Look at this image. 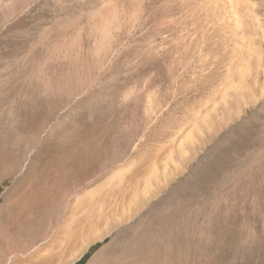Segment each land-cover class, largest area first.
I'll use <instances>...</instances> for the list:
<instances>
[{
	"label": "rangeland",
	"instance_id": "1",
	"mask_svg": "<svg viewBox=\"0 0 264 264\" xmlns=\"http://www.w3.org/2000/svg\"><path fill=\"white\" fill-rule=\"evenodd\" d=\"M247 2L246 49L227 2L0 0V264H264Z\"/></svg>",
	"mask_w": 264,
	"mask_h": 264
},
{
	"label": "bare ground",
	"instance_id": "2",
	"mask_svg": "<svg viewBox=\"0 0 264 264\" xmlns=\"http://www.w3.org/2000/svg\"><path fill=\"white\" fill-rule=\"evenodd\" d=\"M211 1H213V2H227V4L228 5H230L231 6V8H232V12L231 13H233V18H234V26L236 27V29L238 28L240 31H241V37H242V39H243V42L242 43H244V47L247 49V48H249V43L247 42V41H249L248 40V28H249V25H250V22H251V18H250V13H249V10H248V2H247V0H211ZM215 4V3H214ZM222 5V4H221ZM225 6V5H224ZM229 11V10H228ZM111 12V11H110ZM118 8H114V10H113V14H112V18H111V20L110 21H107L108 19H106V21H102V25H100L99 24V27L101 26V31H103V33H105V34H107L106 32H108L109 30H110V28L111 27H113L114 25H117L118 24V22L120 21L119 19H118ZM225 12V11H224ZM226 14V16L227 15H229V12L227 13V12H225ZM111 14V13H110ZM224 15V14H223ZM110 17V16H109ZM227 17H229V16H227ZM224 19H225V17H224ZM232 19V18H231ZM227 20V19H226ZM122 22V21H121ZM120 23V22H119ZM98 25V24H97ZM234 27V28H235ZM98 31V30H97ZM100 31V32H101ZM111 31V30H110ZM239 31V32H240ZM110 33V32H109ZM108 35V34H107ZM107 35H106V37H107ZM105 37V36H104ZM243 45V44H242ZM240 49V48H239ZM251 49V48H250ZM242 51V50H241ZM243 69V68H242ZM247 72V71H246ZM25 166V165H24ZM120 170V169H119ZM118 170V171H119ZM123 173V172H122ZM113 179V178H112ZM113 180H115V179H113ZM112 180V181H113ZM148 182V181H147ZM146 185H148V184H146ZM149 186V185H148ZM148 186H146L145 188L146 189H148L147 187ZM145 191V190H144ZM28 198V197H27ZM133 198V197H132ZM135 198V197H134ZM136 200V199H135ZM135 202V201H134ZM133 202V203H134ZM122 203V202H121ZM125 203V202H124ZM131 203V202H130ZM132 203V204H133ZM132 204H131V206H132ZM120 205H122V204H120ZM125 205V204H124ZM130 205V204H129ZM134 205V204H133ZM118 206V205H117ZM128 209V208H127ZM122 210V209H121ZM130 210H131V208H130ZM117 211V210H116ZM125 212V211H124ZM114 213V212H113ZM117 213V212H116ZM127 214V213H126ZM120 215L122 216V214L120 213ZM109 216V215H108ZM117 216V215H116ZM101 217H103V216H101ZM110 217H108V219H109ZM111 218H114V217H111ZM104 219V218H103ZM102 219V220H103ZM107 219V218H106ZM105 219V220H106ZM106 220L101 226H99V227H96V228H93V229H90L89 230V232H90V234H89V236H93L94 237V239H93V241H92V243H94V242H99V241H103L107 236H109L112 232H113V230H114V228L109 224V220ZM110 220H112V219H110ZM115 222V221H114ZM117 223H119V221H116ZM112 224V223H111ZM91 227H92V225H91ZM117 227V226H116ZM117 229V228H116ZM87 239V238H86ZM79 240H81V236H80V239ZM85 240V239H84ZM91 243V242H90ZM112 245V244H111ZM90 246H91V244H89V243H87V245L85 246V247H83L82 246V251H81V254H84L87 250H89V248H90ZM108 249V247H106V248H104V249H102L96 256H94V258H93V260L89 263V264H92L98 257H100L102 254H103V252H105V250H107ZM77 255V254H76ZM75 255V256H76ZM105 256V255H104ZM77 258V257H76ZM73 261V260H72ZM72 261H70V262H72ZM74 262V261H73ZM69 263V262H68Z\"/></svg>",
	"mask_w": 264,
	"mask_h": 264
},
{
	"label": "trees",
	"instance_id": "3",
	"mask_svg": "<svg viewBox=\"0 0 264 264\" xmlns=\"http://www.w3.org/2000/svg\"><path fill=\"white\" fill-rule=\"evenodd\" d=\"M86 259V257L85 258H83L81 261H79V263L78 264H82L83 262H84V260Z\"/></svg>",
	"mask_w": 264,
	"mask_h": 264
}]
</instances>
